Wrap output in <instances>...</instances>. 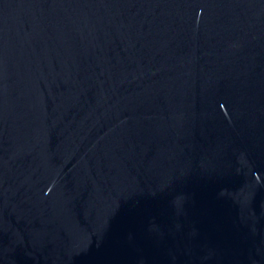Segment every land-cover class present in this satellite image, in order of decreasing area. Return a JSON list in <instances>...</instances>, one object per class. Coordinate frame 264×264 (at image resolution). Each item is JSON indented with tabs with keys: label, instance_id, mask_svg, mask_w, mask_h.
I'll return each instance as SVG.
<instances>
[{
	"label": "water",
	"instance_id": "1",
	"mask_svg": "<svg viewBox=\"0 0 264 264\" xmlns=\"http://www.w3.org/2000/svg\"><path fill=\"white\" fill-rule=\"evenodd\" d=\"M0 264H264V0H0Z\"/></svg>",
	"mask_w": 264,
	"mask_h": 264
}]
</instances>
